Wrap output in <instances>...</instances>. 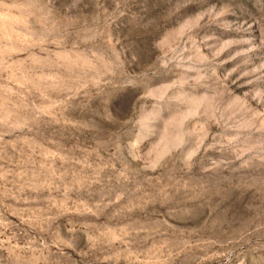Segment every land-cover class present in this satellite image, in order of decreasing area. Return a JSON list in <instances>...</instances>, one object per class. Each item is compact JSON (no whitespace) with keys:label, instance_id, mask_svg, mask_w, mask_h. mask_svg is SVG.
I'll use <instances>...</instances> for the list:
<instances>
[{"label":"rangeland","instance_id":"374dc122","mask_svg":"<svg viewBox=\"0 0 264 264\" xmlns=\"http://www.w3.org/2000/svg\"><path fill=\"white\" fill-rule=\"evenodd\" d=\"M0 264H264V0H0Z\"/></svg>","mask_w":264,"mask_h":264}]
</instances>
